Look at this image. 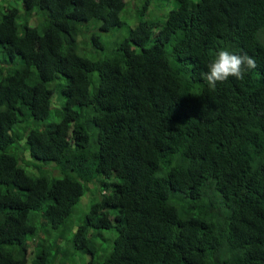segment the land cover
I'll return each instance as SVG.
<instances>
[{"label": "trees", "instance_id": "trees-1", "mask_svg": "<svg viewBox=\"0 0 264 264\" xmlns=\"http://www.w3.org/2000/svg\"><path fill=\"white\" fill-rule=\"evenodd\" d=\"M152 1L0 0V264H264V0Z\"/></svg>", "mask_w": 264, "mask_h": 264}, {"label": "clouds", "instance_id": "clouds-1", "mask_svg": "<svg viewBox=\"0 0 264 264\" xmlns=\"http://www.w3.org/2000/svg\"><path fill=\"white\" fill-rule=\"evenodd\" d=\"M255 67L254 58L248 54L237 55L227 49H221L208 64L207 71L202 74V79L210 88H215L218 83H223L230 77L242 80L244 75ZM52 165L54 164H50L49 167ZM85 203L86 201L83 204Z\"/></svg>", "mask_w": 264, "mask_h": 264}, {"label": "rangeland", "instance_id": "rangeland-1", "mask_svg": "<svg viewBox=\"0 0 264 264\" xmlns=\"http://www.w3.org/2000/svg\"><path fill=\"white\" fill-rule=\"evenodd\" d=\"M144 1L145 0H142V3ZM142 3H141V5H142ZM175 3L176 2L174 0H153L152 1V7H150L151 11H149L145 17L149 16L152 13L156 14L157 16L162 17V15L168 14L170 11H172L175 8V6H176ZM127 11L129 12V15L130 14L132 15V13L135 12L134 9H132V8L127 9ZM136 20H138V19H136ZM56 93H58V92H56ZM58 97H59V95L57 94V96L53 100L54 108L61 106L60 102H58V103L56 102V99H58ZM34 164H35V162H34ZM54 166L55 165H52L50 167H54Z\"/></svg>", "mask_w": 264, "mask_h": 264}]
</instances>
